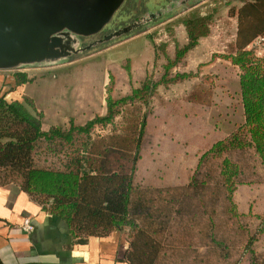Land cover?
Masks as SVG:
<instances>
[{"label": "trees", "instance_id": "1", "mask_svg": "<svg viewBox=\"0 0 264 264\" xmlns=\"http://www.w3.org/2000/svg\"><path fill=\"white\" fill-rule=\"evenodd\" d=\"M228 15L237 30L221 57L240 71L243 105L233 129L209 121L213 78L184 69L213 14L187 17L185 44L173 56L158 44L165 62L126 91L110 76L105 112L82 124L45 128L29 93L9 99L0 89V187L20 186L73 239L122 233L128 264H264V57L253 47L264 38V0H238ZM12 73L17 86L34 82ZM193 79L182 96L159 92Z\"/></svg>", "mask_w": 264, "mask_h": 264}, {"label": "rangeland", "instance_id": "2", "mask_svg": "<svg viewBox=\"0 0 264 264\" xmlns=\"http://www.w3.org/2000/svg\"><path fill=\"white\" fill-rule=\"evenodd\" d=\"M155 2L129 0L110 28L120 29L130 24L146 9L154 8L150 3ZM232 4H238V0H199L191 8H182L159 19L144 31H132L110 40L65 64L22 69L28 76L35 78L28 85L27 93L33 97L37 110L43 112L44 127L66 123L70 118L82 124L97 114H103L110 76H114L117 89L126 91L129 80L137 83V74H143L146 68L152 70L155 64L160 67L165 62L162 54L158 59L155 58L158 44H167L169 56H173L177 45L185 44V18L212 13L214 23L211 35L201 39L199 45L190 51L184 69L213 78L214 96L209 121L224 132L230 131L243 117L240 71L229 60L221 57V54L229 52V45L237 30L236 19L228 15ZM253 47L259 56L264 57V42L255 43ZM126 58H131V74L123 67ZM197 81L193 79L168 88L161 86L159 92L166 97L182 96Z\"/></svg>", "mask_w": 264, "mask_h": 264}, {"label": "water", "instance_id": "3", "mask_svg": "<svg viewBox=\"0 0 264 264\" xmlns=\"http://www.w3.org/2000/svg\"><path fill=\"white\" fill-rule=\"evenodd\" d=\"M128 0H0V71L70 62L91 47L147 23V15L83 45L113 24ZM162 13L159 11V15Z\"/></svg>", "mask_w": 264, "mask_h": 264}, {"label": "crops", "instance_id": "4", "mask_svg": "<svg viewBox=\"0 0 264 264\" xmlns=\"http://www.w3.org/2000/svg\"><path fill=\"white\" fill-rule=\"evenodd\" d=\"M28 85H16L11 71H0V89L21 99ZM29 218L34 229L22 225ZM128 242L120 232L73 239L67 224L45 211L20 186L0 187V264H128Z\"/></svg>", "mask_w": 264, "mask_h": 264}, {"label": "flooded vegetation", "instance_id": "5", "mask_svg": "<svg viewBox=\"0 0 264 264\" xmlns=\"http://www.w3.org/2000/svg\"><path fill=\"white\" fill-rule=\"evenodd\" d=\"M198 1L199 0H156L155 3H150L151 5L154 6V8L152 7L151 9H146V11L143 14H141L139 17H137L134 21H136L137 19L147 15V17H146L147 23L142 25L140 28L150 27V26H153L159 19H162L165 16L172 15L182 8H185V7L191 8V6L197 4ZM159 11L162 13L161 15H159ZM134 21H132L131 23H133ZM118 29L119 28L107 29L105 32L101 33L100 35H97L95 37L84 40L83 45L87 46L90 43H93L95 41L103 39L106 35L114 32ZM113 40H115V39H111V41H113ZM107 42H109V41H107ZM107 42L103 41L102 43H97V45L91 47L89 50H91L92 48H95L99 45H102L104 43H107Z\"/></svg>", "mask_w": 264, "mask_h": 264}, {"label": "built area", "instance_id": "6", "mask_svg": "<svg viewBox=\"0 0 264 264\" xmlns=\"http://www.w3.org/2000/svg\"><path fill=\"white\" fill-rule=\"evenodd\" d=\"M264 42V38H258L254 44L258 43V44H261ZM23 229L26 231V232H30L34 229V225L32 223V221L29 219V218H26L23 222V225H22Z\"/></svg>", "mask_w": 264, "mask_h": 264}]
</instances>
